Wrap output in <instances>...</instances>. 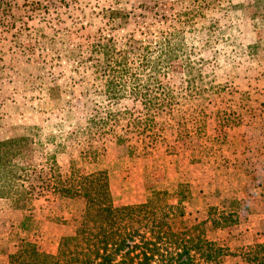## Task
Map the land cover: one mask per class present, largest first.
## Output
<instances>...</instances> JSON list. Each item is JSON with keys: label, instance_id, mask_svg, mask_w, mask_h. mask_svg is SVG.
<instances>
[{"label": "rangeland", "instance_id": "1", "mask_svg": "<svg viewBox=\"0 0 264 264\" xmlns=\"http://www.w3.org/2000/svg\"><path fill=\"white\" fill-rule=\"evenodd\" d=\"M3 1L0 142L27 138L23 162L34 170L32 183H49L57 172L48 158L56 157L63 176L72 167L84 175L107 171L116 206L143 204L165 190L174 207L180 196L190 200V225L210 210L214 218L233 212L234 225L208 234L212 245L236 254L232 262L264 243V0ZM112 10L131 18L111 22ZM170 27L206 60L209 94L192 98L176 62L155 77L156 85L172 89L176 103L157 117L158 136L149 149L137 136L124 146L97 136L87 125L97 102L91 46L110 38L120 47L131 37L151 42ZM91 59L99 64V57ZM33 206L22 212L0 200V254L15 252L23 239L57 253L85 201L47 194ZM26 216L36 220L30 232L22 227ZM0 264H9V256Z\"/></svg>", "mask_w": 264, "mask_h": 264}, {"label": "trees", "instance_id": "2", "mask_svg": "<svg viewBox=\"0 0 264 264\" xmlns=\"http://www.w3.org/2000/svg\"><path fill=\"white\" fill-rule=\"evenodd\" d=\"M130 18L131 13L116 10L108 16L111 22ZM158 33L151 42L131 37L120 47L110 38L91 46V58L99 57V64L93 65L90 58L97 102L87 125L97 136L111 137L119 146L137 136L149 149L158 136L157 117L176 103L172 89L156 85L155 77L168 74L176 62L182 64L192 98L203 97L213 88L206 83L208 77L202 71L206 60L197 59L196 46L177 36L175 27ZM27 141L20 137L0 142V200L10 201L22 212H31L34 202L47 194L83 199L85 206L74 215L69 224L73 230L61 237L57 253H47L23 239L9 255V264H224L236 257L228 246L212 245L208 235L234 225L233 212L214 218L210 210L204 220L190 225L185 208L190 200L180 196V205L174 207L165 190H155L143 204L116 206L107 171L84 175L72 167L63 176L52 156L48 160L57 173L39 188L31 182L34 170L23 162ZM35 223L26 216L23 230L30 232ZM239 255L248 264H264V243Z\"/></svg>", "mask_w": 264, "mask_h": 264}, {"label": "crops", "instance_id": "3", "mask_svg": "<svg viewBox=\"0 0 264 264\" xmlns=\"http://www.w3.org/2000/svg\"><path fill=\"white\" fill-rule=\"evenodd\" d=\"M51 227H53L54 225H50ZM63 226H58V227H56V228H54L56 231V235H58V237L57 238H59V237H61V235L63 234V228H62ZM5 244V243H4ZM10 253H12V251L11 250H9V252H8V254L6 255V256H4L3 254H0V259L2 258V259H4V258H8V256H9V254ZM225 264H248V263H246V262H244L243 260L242 261H234V262H232V261H229V262H227V263H225Z\"/></svg>", "mask_w": 264, "mask_h": 264}]
</instances>
